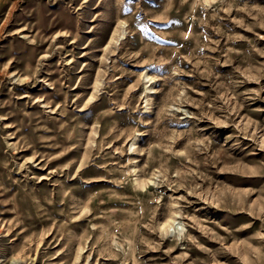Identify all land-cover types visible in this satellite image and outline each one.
Returning a JSON list of instances; mask_svg holds the SVG:
<instances>
[{
	"label": "rangeland",
	"instance_id": "obj_1",
	"mask_svg": "<svg viewBox=\"0 0 264 264\" xmlns=\"http://www.w3.org/2000/svg\"><path fill=\"white\" fill-rule=\"evenodd\" d=\"M0 264H264V0H0Z\"/></svg>",
	"mask_w": 264,
	"mask_h": 264
}]
</instances>
